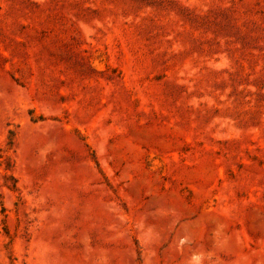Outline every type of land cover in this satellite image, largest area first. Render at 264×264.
<instances>
[{
  "label": "rangeland",
  "instance_id": "1",
  "mask_svg": "<svg viewBox=\"0 0 264 264\" xmlns=\"http://www.w3.org/2000/svg\"><path fill=\"white\" fill-rule=\"evenodd\" d=\"M0 264H264V0H0Z\"/></svg>",
  "mask_w": 264,
  "mask_h": 264
}]
</instances>
